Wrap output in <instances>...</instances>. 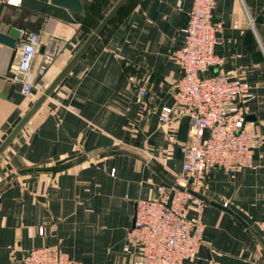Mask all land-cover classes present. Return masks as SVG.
<instances>
[{
    "label": "crops",
    "instance_id": "0c3cea01",
    "mask_svg": "<svg viewBox=\"0 0 264 264\" xmlns=\"http://www.w3.org/2000/svg\"><path fill=\"white\" fill-rule=\"evenodd\" d=\"M117 1L79 0L75 13L50 0L17 7L0 0V33L21 28L11 64L30 33L39 36L32 73L43 53L53 55L16 104L20 83L7 75L11 49L0 44V143ZM191 4L126 0L0 154V264H20L43 246L79 264L136 259L125 244L135 202L180 174L188 119L161 125L157 116L163 107L176 109L181 70L171 52L183 43ZM211 21L221 65L200 77L247 83L241 106L245 121L257 125L264 119V0H214ZM258 130L264 136V127ZM202 182L201 244L182 264H264V139L252 150L251 168L233 176L211 170Z\"/></svg>",
    "mask_w": 264,
    "mask_h": 264
},
{
    "label": "built area",
    "instance_id": "2783aa9c",
    "mask_svg": "<svg viewBox=\"0 0 264 264\" xmlns=\"http://www.w3.org/2000/svg\"><path fill=\"white\" fill-rule=\"evenodd\" d=\"M21 0H2L7 6L17 7ZM214 0H192L185 27L183 43L171 52L180 67L181 76L173 85L172 100L176 109L163 107L157 119L161 125L174 117L188 119L185 143L180 146L182 156L180 174L156 185L154 195L135 202L132 225L125 235V244L136 259L131 264H182L191 260L201 244L202 225L199 208L204 197L192 190L211 170H221L228 176L251 168L252 150L264 136L258 126L245 121L242 100L249 95L250 86L227 75L201 78L200 74L221 65L213 54L215 27L212 24ZM39 36H25L18 49L16 64L9 69L20 83L23 97L31 93L35 76L42 75L51 64L53 55L43 53L34 73L31 63L37 55ZM139 91L138 96L144 97ZM110 170V175H113ZM194 205L197 215L187 213ZM226 204H223L225 207ZM42 229H38L41 234ZM20 264H79L61 253L55 246H43L27 251Z\"/></svg>",
    "mask_w": 264,
    "mask_h": 264
},
{
    "label": "water",
    "instance_id": "95a60500",
    "mask_svg": "<svg viewBox=\"0 0 264 264\" xmlns=\"http://www.w3.org/2000/svg\"><path fill=\"white\" fill-rule=\"evenodd\" d=\"M126 0H118L112 8L108 11V13L102 18V20L98 23V25L94 28L91 34L85 39L83 44L77 49V51L71 56V58L67 61V63L63 66V68L58 72V74L54 77V79L50 82V84L45 88V90L40 94V96L31 104L25 114L20 118V120L15 124L12 130L7 134V136L0 143V154L4 151V149L8 146V144L12 141V139L16 136V134L21 130V128L28 122V120L32 117L35 111L41 106V104L45 101V99L49 96V94L53 91V89L59 84L62 78L71 70V68L80 60V58L84 55L93 41L98 37L101 33L102 29L107 25V23L113 18L119 8L124 4ZM50 3L54 6L61 7L67 9L69 11L80 13L81 6L79 0H50ZM20 29L17 26L11 24V28L7 30L5 34L0 33V44L11 49L10 59L8 62L9 65L13 60V56L15 54V43L16 40L20 37ZM40 53H42V48H40ZM8 73V72H7ZM10 78H13V75L7 74ZM0 97H3L0 95ZM22 100L21 95L15 96V103H19ZM247 119V116H245Z\"/></svg>",
    "mask_w": 264,
    "mask_h": 264
},
{
    "label": "rangeland",
    "instance_id": "374dc122",
    "mask_svg": "<svg viewBox=\"0 0 264 264\" xmlns=\"http://www.w3.org/2000/svg\"><path fill=\"white\" fill-rule=\"evenodd\" d=\"M171 176V175H170ZM171 179V178H170ZM203 179V178H202ZM202 179L200 180V184H196V185H194V186H192V190L193 191H195V192H197V194H199L200 196H203L202 195V189H203V187H204V184H203V182H202Z\"/></svg>",
    "mask_w": 264,
    "mask_h": 264
}]
</instances>
